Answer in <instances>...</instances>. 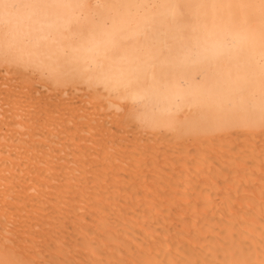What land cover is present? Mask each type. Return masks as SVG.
<instances>
[{
  "label": "bare ground",
  "instance_id": "1",
  "mask_svg": "<svg viewBox=\"0 0 264 264\" xmlns=\"http://www.w3.org/2000/svg\"><path fill=\"white\" fill-rule=\"evenodd\" d=\"M30 14L0 8V251L35 264H264L258 43L217 55L198 27L141 8L103 39L39 23L45 56L9 53L5 30ZM249 59L255 96L241 102Z\"/></svg>",
  "mask_w": 264,
  "mask_h": 264
},
{
  "label": "snow or ice",
  "instance_id": "2",
  "mask_svg": "<svg viewBox=\"0 0 264 264\" xmlns=\"http://www.w3.org/2000/svg\"><path fill=\"white\" fill-rule=\"evenodd\" d=\"M9 20L20 9H29L21 27L5 30L4 39L11 53L16 48L33 47L29 57H44L40 45L33 39L34 26L48 22L61 32L74 31L97 39L114 34L129 19L134 9L167 10V19L180 20L196 26L210 50L219 55L223 51L237 50L249 55L247 42L259 46V103L264 115V0H148L147 3H130L125 0H28L26 3H2ZM78 10L62 15L57 10ZM258 29V31H257ZM65 53L57 50L47 56L57 61ZM249 78L238 89L241 102L255 96V68L249 59ZM0 264H35L17 258L8 244L0 251Z\"/></svg>",
  "mask_w": 264,
  "mask_h": 264
}]
</instances>
